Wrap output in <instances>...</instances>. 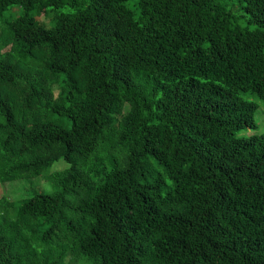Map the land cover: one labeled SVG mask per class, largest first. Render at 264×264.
Here are the masks:
<instances>
[{"label": "trees", "instance_id": "obj_1", "mask_svg": "<svg viewBox=\"0 0 264 264\" xmlns=\"http://www.w3.org/2000/svg\"><path fill=\"white\" fill-rule=\"evenodd\" d=\"M0 27V183L68 165L0 198V264H264V134L237 136L264 0H0Z\"/></svg>", "mask_w": 264, "mask_h": 264}, {"label": "rangeland", "instance_id": "obj_2", "mask_svg": "<svg viewBox=\"0 0 264 264\" xmlns=\"http://www.w3.org/2000/svg\"><path fill=\"white\" fill-rule=\"evenodd\" d=\"M130 6L133 8V3H130ZM61 11V10H60ZM23 12V9L19 6L12 8L6 17L11 15H20ZM59 11L54 10L50 16H41L38 17V21L45 25L47 28L52 27V19ZM15 13V14H14ZM2 28L0 27V34ZM57 94V93H56ZM246 100L256 102L259 105V109L255 114V121L257 124L256 129L252 130H242L237 133L239 138H250L252 136H259L264 134V100H261L255 96L248 95ZM68 165L64 160L56 162L50 169H48L44 174L36 179L32 180H21L10 183L2 184L0 183V198L6 197L11 201L20 200L23 198L29 197L31 193L37 190H42L46 193L53 191L52 178L56 173L64 171L67 169ZM67 264H74L71 259L67 260ZM76 264V263H75Z\"/></svg>", "mask_w": 264, "mask_h": 264}]
</instances>
